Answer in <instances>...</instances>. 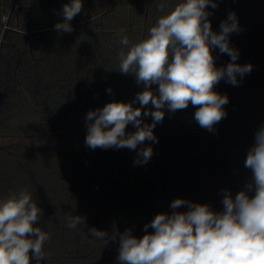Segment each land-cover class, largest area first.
<instances>
[{
	"label": "trees",
	"instance_id": "16d2710c",
	"mask_svg": "<svg viewBox=\"0 0 264 264\" xmlns=\"http://www.w3.org/2000/svg\"><path fill=\"white\" fill-rule=\"evenodd\" d=\"M69 2L0 0V199L26 189L42 209L36 226L50 240L41 264H120L119 237L106 244L89 229L109 235L131 229L139 238L156 214L173 211L174 199L219 212L222 190L235 196L250 179L244 160L264 124V0H218L216 9H207L216 32L229 12L236 14L241 30L229 37L240 53L236 63L253 65L239 86L224 80L215 86L229 98L215 132L198 125L191 104L175 113L165 109L153 130L158 142L136 151L90 149L85 117L111 101L132 102L143 90L116 70L118 40L147 38L157 18L181 0H82L70 22L74 30L58 33L54 26ZM162 3L164 12L158 11ZM212 54L218 68L230 62L218 48ZM133 131L129 124L126 132ZM149 145L151 159L134 166L139 147ZM69 215L85 217L87 226L69 229Z\"/></svg>",
	"mask_w": 264,
	"mask_h": 264
},
{
	"label": "clouds",
	"instance_id": "9594fccd",
	"mask_svg": "<svg viewBox=\"0 0 264 264\" xmlns=\"http://www.w3.org/2000/svg\"><path fill=\"white\" fill-rule=\"evenodd\" d=\"M82 7V0L65 3L60 12L64 19L54 29L71 33L70 22ZM209 7L216 9L218 0H181L157 18L147 38L132 43L126 35L120 36L116 70L132 75L144 87L132 102L111 101L87 112V147L136 151L147 141L156 143L153 130L163 122L165 109L175 113L190 104L196 109L193 118L198 125L215 132L229 103L228 96L215 91V86L221 80L239 86L253 65L236 63L240 53L229 40L230 34L241 30L236 14L229 12L216 32ZM158 11H165L163 3ZM214 48L230 57L226 66L216 67ZM153 85H158L156 93ZM107 92L111 94L112 89ZM136 102L138 107H134ZM147 117L151 123L144 122ZM129 124L135 131L126 132ZM152 156L150 145L139 147L134 166L146 164ZM244 168L250 170V179L235 196L229 189L222 190V211L176 198L169 205L171 213H158L144 225L142 237L134 236L131 229L109 235L94 227L90 235L106 244L118 236L120 264H264V124L255 132ZM185 206L187 211L178 210ZM42 215L26 189L0 199V264H31L33 258L41 264L46 259L44 245L50 234L36 226ZM66 220L69 229L87 226L80 215H69Z\"/></svg>",
	"mask_w": 264,
	"mask_h": 264
}]
</instances>
